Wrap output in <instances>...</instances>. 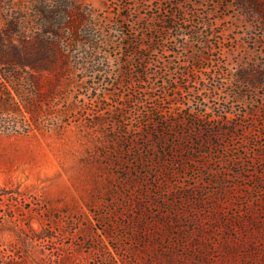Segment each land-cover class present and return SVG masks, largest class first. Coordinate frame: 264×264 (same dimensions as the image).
Masks as SVG:
<instances>
[{
  "label": "rangeland",
  "instance_id": "obj_1",
  "mask_svg": "<svg viewBox=\"0 0 264 264\" xmlns=\"http://www.w3.org/2000/svg\"><path fill=\"white\" fill-rule=\"evenodd\" d=\"M0 42L56 100L0 129V247L264 264V0H0Z\"/></svg>",
  "mask_w": 264,
  "mask_h": 264
},
{
  "label": "trees",
  "instance_id": "obj_2",
  "mask_svg": "<svg viewBox=\"0 0 264 264\" xmlns=\"http://www.w3.org/2000/svg\"><path fill=\"white\" fill-rule=\"evenodd\" d=\"M43 46H39L42 49ZM30 45L26 42H0V129L23 131L26 127L44 129L46 124L37 119L43 110V102H55L54 96L34 89L31 73L27 66L31 65L27 52ZM48 46L43 47L48 52ZM51 50V49H50ZM55 93V92H54ZM40 103H36V101ZM48 103V105H50ZM45 109V108H44ZM47 109V108H46ZM0 264H29L18 250L0 247Z\"/></svg>",
  "mask_w": 264,
  "mask_h": 264
}]
</instances>
